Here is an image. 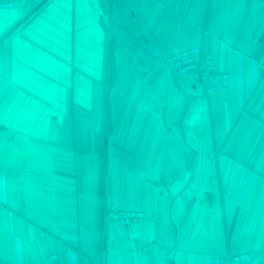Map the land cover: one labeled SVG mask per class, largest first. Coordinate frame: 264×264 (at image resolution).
I'll return each mask as SVG.
<instances>
[{"label":"crops","instance_id":"1","mask_svg":"<svg viewBox=\"0 0 264 264\" xmlns=\"http://www.w3.org/2000/svg\"><path fill=\"white\" fill-rule=\"evenodd\" d=\"M193 46L226 91L176 76L170 56ZM110 210L143 217L119 234ZM263 250L264 0L0 9V264Z\"/></svg>","mask_w":264,"mask_h":264},{"label":"built area","instance_id":"2","mask_svg":"<svg viewBox=\"0 0 264 264\" xmlns=\"http://www.w3.org/2000/svg\"><path fill=\"white\" fill-rule=\"evenodd\" d=\"M49 0H1L0 9H14L21 3L34 2L41 6ZM176 76L192 81L197 89L202 90L209 97L216 96L229 88L230 76L218 68L214 60L197 47L181 49L169 58ZM108 217L114 223L119 234L129 230L134 224L142 220L139 211L110 210ZM257 259L264 262V250L258 254L245 252L237 255L214 256L213 264H253ZM46 264H63L57 253L50 254ZM73 264H79L77 260Z\"/></svg>","mask_w":264,"mask_h":264}]
</instances>
